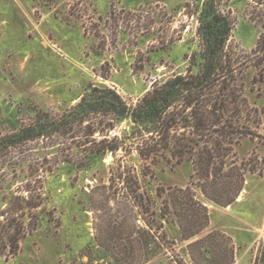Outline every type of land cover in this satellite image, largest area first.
Masks as SVG:
<instances>
[{
    "label": "rangeland",
    "instance_id": "rangeland-1",
    "mask_svg": "<svg viewBox=\"0 0 264 264\" xmlns=\"http://www.w3.org/2000/svg\"><path fill=\"white\" fill-rule=\"evenodd\" d=\"M200 1L0 0V131L17 130L33 113L32 107L63 112L93 85L111 87L135 103L157 78L185 73V54L194 50L196 26L185 5ZM229 7L235 19L231 40L252 54L261 27L249 18L248 0H230ZM111 10L121 16L118 23L109 18ZM130 20L133 24L128 25ZM244 83L249 101L264 108V63L249 67ZM257 131L264 134V113ZM79 151H73L75 161L61 162L48 174L45 202L36 209L38 228L21 241L15 257L0 255V264H123L98 244L96 236H102L99 230L112 217L129 216L124 205L115 209L114 201L117 187L124 194L129 184L122 182L125 176L118 184L110 177L112 169L114 175H130L132 168L139 175V193L154 200L149 212L136 215L141 227L149 229L145 222L152 223L148 246L135 252L147 258L141 264H194L187 245L212 230L232 238V264H254L264 238V174L248 171L247 162L264 157L258 138L241 140L227 159V168L243 164L247 169L236 201L222 206L197 189L198 199L208 207L209 224L190 240L182 239L174 214L162 217V198L156 194L158 187H184L192 181L190 159L164 160L144 175L146 167L136 154L123 157L121 164L120 154H94L81 165ZM57 156L62 159L60 153ZM30 159L17 166V173L11 166L0 168V209L4 197L25 182ZM128 221L123 236L132 230L133 222Z\"/></svg>",
    "mask_w": 264,
    "mask_h": 264
},
{
    "label": "trees",
    "instance_id": "trees-1",
    "mask_svg": "<svg viewBox=\"0 0 264 264\" xmlns=\"http://www.w3.org/2000/svg\"><path fill=\"white\" fill-rule=\"evenodd\" d=\"M229 2L186 3L188 16L196 21L191 39L194 50L185 54L186 72L157 78L135 103H129L111 87L93 85L63 112L32 107L33 113L17 130L0 131V168L11 166L17 173V166L31 157L28 177L14 194L4 197L0 209V255L7 260L15 257L21 250V241L38 228L36 209L46 199V178L59 163L75 161V148L80 149L78 154L83 152L81 165L94 154H120L119 164L123 157L136 154L146 167L144 175L164 160L181 163L190 159L193 173L189 184L156 190L163 202L162 217L175 215L183 240L193 239L209 224L208 207L198 199L197 189L222 206L237 200L247 169L243 164L227 168V159L244 138H258L264 144V134L257 131L264 108L249 101L244 83L247 69L264 63V0H248L249 18L261 27L252 54L231 40L235 19ZM109 14L115 23L121 19L113 10ZM83 27L89 30L85 24ZM66 151L69 153L64 157ZM253 160L247 162L248 171L263 175L264 157ZM125 172L114 175L112 169L110 180L118 184L125 176L122 182H127L129 188L121 194L123 188L118 186L114 201L115 209L124 205L129 216L121 214V220L119 214L114 220L112 217L98 229L102 236L97 235L96 240L123 264H141L147 258L135 252L148 246L152 223L146 221L149 229L143 228L136 222V215L149 212L154 200L139 193L136 169L129 171L131 176ZM128 217L133 222L132 230L123 236L130 225ZM187 246L194 264L235 261L234 242L220 230H212ZM254 264H264V238Z\"/></svg>",
    "mask_w": 264,
    "mask_h": 264
}]
</instances>
